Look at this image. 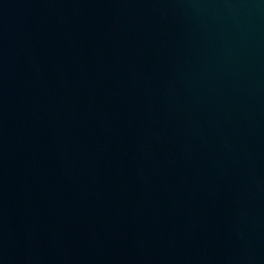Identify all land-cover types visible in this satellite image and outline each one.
<instances>
[{
  "label": "water",
  "instance_id": "95a60500",
  "mask_svg": "<svg viewBox=\"0 0 264 264\" xmlns=\"http://www.w3.org/2000/svg\"><path fill=\"white\" fill-rule=\"evenodd\" d=\"M0 264H264V0H0Z\"/></svg>",
  "mask_w": 264,
  "mask_h": 264
}]
</instances>
